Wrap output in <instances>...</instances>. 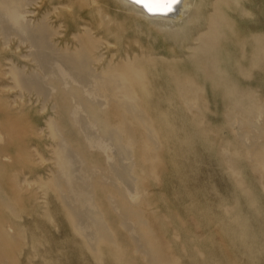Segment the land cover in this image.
I'll return each mask as SVG.
<instances>
[{"label": "rangeland", "instance_id": "obj_1", "mask_svg": "<svg viewBox=\"0 0 264 264\" xmlns=\"http://www.w3.org/2000/svg\"><path fill=\"white\" fill-rule=\"evenodd\" d=\"M206 1L202 0L204 4ZM105 4L100 0H10L9 6L0 0V84L4 85L0 87V116L20 118L22 160L18 178L32 180L12 190L14 175L11 179L0 172L1 197L9 200L5 206L11 209L10 213L4 211L10 223V245L0 264H264V146H259L264 144V0H240L236 6L230 4L227 11L228 32L214 53L217 57L222 56L223 49L236 50L242 44L247 46L246 54L253 52L248 49L258 40V71L245 66L244 59L242 82L230 71L229 77L235 81L225 84L230 94L218 85L224 84L223 79L210 83L209 68L215 55L207 53L206 57L203 50L198 51L207 41L206 27L213 17L208 7L198 5L190 17L186 13L183 27L177 29ZM12 11L18 18L23 15L24 20L21 16L15 21ZM240 56H229V62H240ZM203 57L206 62L201 61ZM112 67L140 71L143 81H149L147 95L142 96L135 84L131 104L107 93L101 95L96 82ZM186 77L198 79L199 85L194 88L183 83ZM174 80L183 81L189 95H178ZM13 95L19 96L16 105L11 102ZM50 125L56 127L55 137ZM151 130L155 137L150 135ZM25 133L31 134L28 137ZM141 137L152 149L153 163L141 162L146 159ZM60 138L64 140L60 142ZM0 143V158L9 156L4 138ZM55 144L63 145L69 155L72 184H67L53 161ZM87 157L90 162L82 160ZM78 183L84 195L91 198L90 206L75 203L79 195L72 186ZM128 192L134 194L132 201ZM2 200L0 204L5 207ZM98 207L100 212L106 210L101 213L104 217ZM101 223L108 231L103 232ZM140 223L152 233L156 255L149 253ZM99 235L106 237L107 245L101 243Z\"/></svg>", "mask_w": 264, "mask_h": 264}, {"label": "bare ground", "instance_id": "obj_2", "mask_svg": "<svg viewBox=\"0 0 264 264\" xmlns=\"http://www.w3.org/2000/svg\"><path fill=\"white\" fill-rule=\"evenodd\" d=\"M4 1V5H9L10 6V0L8 1V0H3ZM95 1H98L99 2V0H95ZM100 1H103L104 3H106V4H112V5H114V6H118L119 8H122L124 11H127V12H130V13H133V14H135L136 16H138V17H140V18H142L143 20H145V21H148V22H159V23H161L163 26H166V27H171V28H177V29H181L182 27H183V18H184V15L187 13V15L190 17L191 16V14H192V11H193V9L194 8H196L198 5L199 6H206V7H208L209 9H210V11L213 13V17H212V19H211V22L209 23V25L206 27V29L208 30L207 31V33H206V35L208 36L207 37V41H205L203 44H202V46H200L199 48H198V51L199 50H203L202 52V55H204V56H208V54L207 53H210V54H214V53H216V50L219 48L218 47V44H220V40H225V38H226V36H227V32H228V22H227V11H229V8H230V4L231 5H238V3H239V1L240 0H207L206 2H205V4H204V2H202V0H177V2L176 3H172L171 4V8L169 9L168 7H167V5H168V3H169V0H152V2L153 3H155L156 5H157V8H156V11L154 12V13H150L149 11H147L141 4H138V3H136V2H134V0H100ZM12 3V2H11ZM195 3H197V5L195 4ZM105 4V5H106ZM3 8V7H2ZM219 9H221V10H219ZM13 10V9H12ZM16 13V12H15ZM15 13L12 11V16L14 17V19H15V21H17L18 22V20L19 19H21V16L23 17V15H21V16H19L20 18H18V14H17V16L15 15ZM202 13V12H201ZM200 13V14H201ZM204 13V12H203ZM20 14V13H19ZM11 15V14H10ZM99 15H100V13H99ZM193 15V14H192ZM186 16V15H185ZM188 17V18H189ZM196 19V18H195ZM23 20H24V17H23ZM139 20V19H138ZM188 20V19H187ZM186 20V21H187ZM12 22H14V21H12ZM21 22V21H20ZM19 22V23H20ZM25 22V21H24ZM22 23V22H21ZM233 23V22H232ZM103 25V24H102ZM104 27L106 26L105 25V23H104V25H103ZM84 27V26H83ZM89 27V26H88ZM87 27V28H88ZM19 28V27H18ZM90 29V28H89ZM233 32H234V30H233ZM50 34H51V32H50ZM118 34V33H117ZM73 35V34H72ZM75 35V34H74ZM84 35V34H83ZM112 35V34H111ZM51 36H53V35H51ZM234 36V35H233ZM84 37V36H83ZM87 37V36H86ZM97 38V37H96ZM2 41V40H1ZM74 41V40H73ZM104 41V40H103ZM255 41H256V45H254V47H251V48H249L248 50H251L252 49V51L253 52H250L249 51V53H247L246 54V51H245V49L247 48V46L246 45H241V47L239 48V49H236V50H229L228 52L227 51H225V49H223L222 50V53H220V54H222V56H220L219 57V55H218V57H217V55H215V56H213L214 58H213V60H212V63H211V65H210V68H209V74H210V76H211V78H210V83H218V82H220L222 79H223V81H224V84H221V83H219L218 85L220 86V87H223L224 86V88L222 89V90H226L227 88H225L226 86H225V84L228 86V84H230V82H232V81H234V79H231L230 77V75H231V73H230V71L231 72H233L234 74H236L237 75V77H238V79L241 81L242 80V78H244V71H243V68H244V64H245V66H249V68L251 69V70H256V71H258V40H256L255 39ZM240 43V42H239ZM241 44V43H240ZM111 45V44H110ZM14 47V46H13ZM69 47V46H68ZM74 48V47H73ZM81 48V47H80ZM20 49V48H19ZM98 50V49H97ZM131 50V49H130ZM17 51V50H16ZM96 52H98V51H96ZM218 52V51H217ZM10 53H11V51H10ZM82 54H83V52H81ZM80 53V54H81ZM233 54H238L239 56H240V59H241V61L240 62H238V61H235V62H229V59H228V57L229 56H232ZM9 55V54H8ZM7 55V56H8ZM11 55H12V53H11ZM20 55V54H19ZM22 55V54H21ZM172 55H174L173 53H172ZM1 56V55H0ZM3 56V55H2ZM2 58H5V57H2ZM212 58V57H211ZM1 59V58H0ZM246 60V62H243L244 64L242 65L241 63H242V61L243 60ZM7 60V59H6ZM82 60V59H81ZM103 60V59H102ZM200 60V59H199ZM8 61H11V59L10 60H8ZM14 61V60H13ZM17 61V60H16ZM201 61H205L206 62V60H205V58L203 57V58H201ZM209 61V60H208ZM207 61V62H208ZM4 62V61H3ZM15 62V61H14ZM71 63V62H70ZM82 63H83V61H82ZM15 64H17V63H15ZM37 64V63H36ZM72 64V63H71ZM106 64V63H105ZM126 64V63H125ZM58 65V64H57ZM70 65V64H69ZM79 65V64H78ZM109 66V65H108ZM112 66V65H111ZM131 65H129V67H130ZM238 66H243V67H238ZM5 67V66H4ZM23 67V66H22ZM92 67H94V66H92ZM7 68V67H6ZM13 68V67H12ZM27 68V67H26ZM77 68H79V67H77ZM89 68V67H88ZM102 68V67H101ZM4 69V68H3ZM8 69V68H7ZM6 69V70H7ZM9 69H11V68H9ZM133 69V67L131 68V69H129V72L125 69V72L122 70V69H118V68H115V67H112L111 69H109V71L108 72H106L105 73V75L103 76V78L97 83L96 82V85L98 84V86H97V88L99 89V91H100V93H101V95H102V93H103V95L104 94H109V95H111V96H114L115 98H117L118 100H120V101H124V102H127V103H129V104H131V103H133L134 102V95H133V89H134V84L135 85H137L138 87H140L141 89V95L142 94H146L147 95V86H149V81L147 82V83H145L144 81H143V79H144V77H142V73L140 72V71H134V69ZM262 69V68H261ZM260 69V70H261ZM25 72V71H24ZM252 72V71H251ZM3 73V72H2ZM22 73H23V71H22ZM6 74H10L11 75V73H8V72H6ZM82 74V73H81ZM96 74H98L97 72H96ZM102 75V74H101ZM252 75V74H251ZM250 75V76H251ZM19 75H17V77H18ZM230 76V77H229ZM246 76V75H245ZM249 76V77H250ZM248 77V76H247ZM248 77V79H251V78H249ZM47 78V77H46ZM49 79V78H48ZM91 79V78H90ZM256 79V78H255ZM19 81H20V79H18ZM253 80V79H252ZM2 81V80H1ZM0 81V82H1ZM12 81H14V80H12ZM88 81H90L89 79H88ZM130 81H132V82H130ZM174 81H176L175 82V84L178 86V95H179V93H181V94H183V95H189V92H190V89H184L183 88V86H182V82L183 81H178V80H174ZM239 81V82H240ZM247 81V80H246ZM9 82V81H8ZM197 82H199V80L198 79H191L190 77H186L185 78V80H184V82L183 83H185V84H187V85H190V86H192V87H194V88H196V86L197 85H199ZM235 82V81H234ZM242 82V81H241ZM252 82V81H251ZM261 82V81H260ZM17 83H18V81H17ZM209 83V82H208ZM250 83V82H249ZM254 83V82H253ZM23 84V83H22ZM21 84V85H22ZM237 84V83H236ZM242 84V83H241ZM0 85H2V84H0ZM76 85H78V84H76ZM215 85H217V84H215ZM6 86V85H5ZM16 86V85H15ZM66 86V85H65ZM151 86V85H150ZM241 86V85H240ZM0 87H4V85H2V86H0ZM7 87V86H6ZM9 87V86H8ZM87 87V86H86ZM92 87V86H91ZM95 87V86H94ZM216 87V86H215ZM147 88V89H146ZM150 88V87H149ZM237 88H238V86H237ZM250 88V87H249ZM5 89V88H4ZM14 89V88H13ZM74 89V88H73ZM95 89V88H94ZM7 90H8V88H7ZM10 90H11V88H10ZM86 90V89H85ZM85 90H84V92H85ZM93 90V89H92ZM241 90V89H240ZM6 91V90H5ZM52 91H53V89H52ZM58 91V90H57ZM56 91V92H57ZM59 91H61V90H59ZM58 91V92H59ZM87 91V90H86ZM150 93H151V88H150ZM148 91V92H149ZM185 91V92H184ZM220 91V90H219ZM239 91V90H238ZM237 91V92H238ZM62 92L63 91H61V94H62ZM222 92V91H221ZM240 92V91H239ZM99 93V92H98ZM226 93L227 94H230V91H229V89L228 90H226ZM60 94V95H61ZM72 94V93H71ZM89 94H91V92L89 93ZM215 94V93H214ZM85 95H88V92H87V94L85 93ZM93 95V94H92ZM91 95V96H92ZM164 95V94H163ZM259 95V94H258ZM106 96V95H105ZM143 96V95H142ZM224 96V95H223ZM17 97H19L18 95H13V98H11V102H12V104H17L16 103V101H17ZM22 97V96H21ZM60 97V96H59ZM59 97H58V99H59ZM83 97V96H82ZM163 97H165V96H163ZM183 97V96H182ZM234 97V96H233ZM254 97V96H253ZM75 98V97H74ZM224 98V97H223ZM223 98H222V100H223ZM227 98V97H226ZM255 98V97H254ZM73 99V98H72ZM101 99H103V98H101ZM113 99V98H112ZM111 99V100H112ZM227 99H229V98H227ZM51 100V99H50ZM53 100V99H52ZM94 100V99H93ZM98 100V99H97ZM96 100V101H97ZM104 100V99H103ZM49 101V100H48ZM224 101V100H223ZM226 101V100H225ZM232 101V100H231ZM235 101V100H234ZM54 103V101H51V104H53ZM59 102V101H58ZM98 102V101H97ZM253 102V101H252ZM258 102V101H257ZM260 102V101H259ZM49 103V102H48ZM56 103V102H55ZM94 103V102H93ZM103 103V102H102ZM107 103V102H106ZM118 103V102H117ZM230 103V102H229ZM232 103V102H231ZM238 103H239V101H238ZM249 103V102H248ZM254 103V102H253ZM100 104H101V102H100ZM99 104V105H100ZM113 104V103H112ZM154 104V103H153ZM258 104V103H257ZM98 105V106H99ZM107 105V104H106ZM121 105V104H120ZM122 105H123V103H122ZM124 105H125V103H124ZM135 105V104H134ZM238 105V104H237ZM35 106V105H34ZM37 106V105H36ZM50 106V105H49ZM52 106V105H51ZM117 106V105H116ZM137 106V105H136ZM156 106V105H155ZM240 106V105H239ZM251 106V105H250ZM249 106V107H250ZM253 106V105H252ZM8 107V106H7ZM54 107V106H53ZM77 107V106H76ZM101 107V106H100ZM102 107H103V105H102ZM123 107V106H122ZM130 107H133V106H130ZM148 107V106H147ZM188 107V106H187ZM214 107V106H213ZM242 107V106H241ZM247 107V106H246ZM45 108V107H44ZM51 108V107H50ZM78 108H80V107H78ZM117 108V107H116ZM136 108V107H135ZM36 109V108H35ZM97 109H98V107H97ZM101 109V108H100ZM141 109V108H140ZM237 109V108H236ZM247 109V108H246ZM55 110H58V109H55ZM75 110V109H74ZM94 110V109H93ZM99 110V109H98ZM107 110H110V109H107ZM136 110V109H135ZM231 110V109H230ZM238 110H240V108H238ZM60 111H63V110H60ZM126 111V110H125ZM130 111V110H129ZM132 111V110H131ZM246 111H248V109L246 110ZM58 112V111H57ZM105 112V111H104ZM245 112V111H244ZM106 113V112H105ZM128 113V112H127ZM140 113V112H139ZM240 113H242V112H240ZM6 114H8V113H6ZM6 114H4V115H6ZM101 114V113H100ZM104 114V113H103ZM130 114H132V113H130ZM137 114V113H136ZM136 114H134L135 116H136ZM57 115H60V114H57ZM56 115V116H57ZM91 115V114H90ZM89 115V116H90ZM95 115V114H94ZM93 115V116H94ZM105 115H107V114H105ZM132 116V117H135V116ZM137 115H139V114H137ZM144 115V114H143ZM226 115V114H225ZM229 115H231V114H229ZM92 117V116H91ZM119 117V116H118ZM121 117V116H120ZM140 117V116H139ZM225 117V116H224ZM259 117H260V115H259ZM12 118V119H11ZM73 118V117H72ZM75 118V117H74ZM95 118H96V116H95ZM100 118V117H99ZM114 118V117H113ZM113 118H111V120L113 119ZM227 118H228V116H227ZM231 118V117H230ZM236 118V117H235ZM54 119V118H53ZM110 119V118H109ZM116 119V118H115ZM129 119H131V118H129ZM141 119H143L142 118V116H141ZM159 119V118H158ZM165 119V118H164ZM86 120H87V118H86ZM100 120V119H99ZM102 120H104V118H102ZM101 120V121H102ZM133 120V119H132ZM135 120H137L138 121V117H137V119H135ZM200 120V119H199ZM236 120V119H235ZM257 120V119H256ZM74 121V120H73ZM77 121V120H76ZM141 121V120H140ZM140 121H138V123L139 124H141V122ZM133 122V121H132ZM143 122V121H142ZM149 122V121H148ZM93 123H94V121H93ZM92 123V124H93ZM150 123V122H149ZM231 123V122H230ZM89 124H91V123H89ZM136 124V123H135ZM147 124V123H146ZM202 124V123H201ZM56 125V124H55ZM95 125H98V124H95ZM132 125V124H131ZM133 125H134V123H133ZM79 126V125H78ZM93 126H94V124H93ZM107 126V125H106ZM111 126V125H110ZM125 126V125H124ZM152 126V125H151ZM252 126V125H251ZM58 127H59V124H58ZM95 127V126H94ZM97 127V126H96ZM103 127H105V126H103ZM112 127V126H111ZM145 128H147V130H148V128L149 127H146V126H144ZM256 127V126H255ZM56 128V127H55ZM54 128V126L53 125H50V130L52 131V133L54 134V136L53 137H55V135H57V130ZM62 129V127H59V129ZM98 128V127H97ZM122 128H124V127H122ZM126 128V127H125ZM129 128V127H128ZM133 128V127H132ZM140 128V127H139ZM257 128V127H256ZM60 129V130H61ZM71 129H72V127H71ZM99 129V128H98ZM130 129V128H129ZM144 129V128H143ZM211 129V128H210ZM31 130V129H30ZM102 131H104L103 130V128L101 129ZM100 130V131H101ZM134 130H136V128L134 129ZM146 129H144V131H145ZM152 130H153V128H152ZM149 131L151 134L150 135H152L153 137H155L156 136V134H155V132L154 131ZM255 130V129H254ZM61 131H63V130H61ZM101 131V132H102ZM111 131V130H110ZM113 131H114V128H113ZM129 131V130H128ZM127 131V132H128ZM235 131V130H234ZM234 131H233V133H234ZM256 131V130H255ZM264 131V130H263ZM123 132V131H122ZM125 132V131H124ZM123 132V133H124ZM127 132H126V135H127ZM137 132V131H136ZM146 132H148V131H146ZM19 133H20V118H18V116L17 115H15L14 117H10V118H7L6 116L4 117V118H2L1 116H0V139L2 138H4V140H5V142H6V148H5V150H6V153L7 154H9V156H7V155H1L3 158H0V172H4L6 175H9L10 176V178L12 179V177H11V174H13L14 175V179H12L11 180V189L13 190V189H16V187H18V186H21L22 185V183H26V184H28V183H31L32 182V180H28V179H26L25 177H23L22 175H21V177H23L22 179H20L19 180V178H18V171H19V164L21 163V160L22 159H20V154H19ZM112 133V132H111ZM118 133V132H117ZM235 133H236V131H235ZM245 133V132H244ZM254 133V132H253ZM262 133V132H261ZM31 134V133H30ZM30 134H26L25 133V135H30ZM62 134V133H61ZM65 134V133H64ZM100 134V133H99ZM121 134V133H120ZM125 134V133H124ZM132 134H133V132H132ZM33 135V134H32ZM35 135V134H34ZM74 135H76V134H74ZM107 135V134H106ZM122 135V134H121ZM239 135H241V134H239ZM250 135V134H249ZM23 136V135H22ZM59 136V135H58ZM64 136V135H63ZM99 136H101V135H99ZM133 136V135H132ZM252 136H254V135H252ZM29 137V136H28ZM103 137H104V135H103ZM107 137H108V135H107ZM110 137V136H109ZM112 137V136H111ZM236 137V136H235ZM243 137H244V135H243ZM258 137V136H257ZM257 137H256V140H258L257 139ZM260 137V136H259ZM263 137V136H262ZM63 138V137H62ZM62 138H60V142H61V139ZM83 138H85V137H83ZM127 137H125L124 139H126ZM133 138V137H132ZM131 138V139H132ZM150 138V137H149ZM26 139V138H25ZM68 139V138H67ZM104 139V138H103ZM131 139H130V141H131ZM22 140V139H21ZM64 139H62V141H63ZM66 140V139H65ZM84 140V139H83ZM129 139H127V141H128ZM255 140V141H256ZM263 140V139H262ZM69 140H67V142H68ZM75 141V140H74ZM73 141V142H74ZM110 141V140H109ZM127 141H126V145H127ZM261 141V140H260ZM76 142V141H75ZM152 142H154V141H152ZM248 142V141H247ZM251 142V141H250ZM63 143H65V142H63ZM69 143V142H68ZM83 143V142H82ZM89 143H91V141L89 142ZM244 143V142H243ZM249 143V142H248ZM1 144V143H0ZM72 144V143H71ZM81 144V143H80ZM113 144V143H112ZM70 145V144H69ZM73 145H74V143H73ZM72 145V146H73ZM77 145H79V144H77ZM83 145V144H82ZM81 145V146H82ZM85 145V144H84ZM111 145V144H110ZM117 145V144H116ZM140 145H141V148H143L142 149V151H143V154L146 156V159H144V161H141L142 163H146V162H150V163H153V161H154V159H153V156H152V154H150V151L152 150V149H150V147L148 146V144H147V142H146V139L144 138V137H141L140 138ZM5 146V145H4ZM36 146V145H35ZM71 146V145H70ZM71 146V147H72ZM80 146V147H81ZM94 146H96V145H94ZM112 146H114V145H112ZM118 146V145H117ZM135 146V145H134ZM157 146V145H156ZM246 146V145H245ZM256 146V145H255ZM259 146H264V144L263 143H261V145H259ZM9 147H11L10 149H8ZM70 147V148H71ZM78 147V146H77ZM93 147V146H92ZM125 147H127V146H125ZM160 147H161V145H160ZM248 147V146H247ZM35 148V147H34ZM33 148V149H34ZM54 150H53V153H54V155H55V158L53 159V161H54V163L57 165V167H58V169H59V171H60V173H61V175L65 178V181L67 182V184H72L73 183V181L71 180V178H70V173H68V169H69V167H71V165H70V161H69V158H68V156H67V153H66V148L63 146V145H56L55 144V146H54ZM69 148V147H68ZM98 148V147H97ZM109 148V147H108ZM110 148H111V146H110ZM112 148H115V147H112ZM119 148V147H118ZM121 149L122 148H124L123 146L122 147H120ZM130 148V147H129ZM128 147H127V150L129 149ZM136 148H137V146H136ZM139 148V147H138ZM137 148V149H138ZM263 148V147H262ZM72 149V148H71ZM77 149V148H76ZM75 149V150H76ZM83 149V148H82ZM90 149H91V147H90ZM116 149V148H115ZM69 150V149H68ZM78 150H79V148H78ZM81 150V149H80ZM84 150V149H83ZM130 150V149H129ZM139 150V149H138ZM137 150V151H138ZM157 150V149H156ZM258 150H260V149H258ZM262 150H264V149H262ZM8 151H10L11 152V154L10 153H8ZM105 151H107V149L105 150ZM109 151V150H108ZM111 151V150H110ZM113 151V150H112ZM119 151V150H118ZM118 151H117V153H118ZM123 151H124V149H123ZM154 151V150H153ZM246 151H247V149H246ZM254 151V150H253ZM257 151V150H256ZM68 152V151H67ZM83 152V156H84V151H82ZM250 152V151H249ZM259 152V151H258ZM257 152V153H258ZM264 152V151H263ZM37 153V152H36ZM35 153V154H36ZM70 153H71V150H70ZM69 153V154H70ZM78 153V152H77ZM91 153V152H90ZM124 153H125V151H124ZM128 153V152H127ZM138 153H140L139 151H138ZM137 153V154H138ZM259 153H261V152H259ZM39 154V153H38ZM87 154H88V152H87ZM98 154V153H97ZM104 154H106V153H104ZM114 154H115V152H114ZM134 154V153H133ZM132 154V155H133ZM37 155V154H36ZM111 155H112V153H111ZM110 155V156H111ZM118 155V154H117ZM121 155V154H120ZM77 156V155H76ZM82 156V157H83ZM97 156V155H96ZM106 156V155H105ZM108 156V155H107ZM112 156H114V155H112ZM136 156V155H135ZM138 156V155H137ZM28 157H30V156H28ZM39 157H40V155H39ZM119 157V156H118ZM139 157H140V154H139ZM27 157H25L24 159H26ZM78 158H80V157H78ZM91 158V157H90ZM107 158H109V157H107ZM123 157H121V159H122ZM136 158H138V157H136ZM249 158H251V157H249ZM84 159H88V161L87 162H90L89 160V158L87 157V158H82V160H84ZM103 159V158H102ZM119 159V158H118ZM140 159V158H139ZM40 160H41V158H40ZM81 160V159H80ZM101 160V159H100ZM103 160H105V159H103ZM110 160V159H109ZM123 160V159H122ZM121 160V161H122ZM126 160H128V159H126ZM249 160V159H248ZM263 160V159H262ZM25 161V160H24ZM42 161V160H41ZM46 161V160H45ZM135 162L136 161H138V159L137 160H134ZM27 162H29V161H27ZM81 162H83V161H81ZM125 162V161H124ZM134 162V163H135ZM92 163H93V161H92ZM94 163H96V162H94ZM93 163V165L94 166H96V164H94ZM97 163H99V162H97ZM107 163V162H106ZM128 163H130V165H131V162H128ZM244 163V162H243ZM103 164H105V162L103 163ZM29 165H30V163H29ZM89 165V164H88ZM91 166H93L92 164H90ZM98 165V164H97ZM108 165V164H107ZM123 165V164H122ZM133 165V164H132ZM240 165V164H239ZM93 166V167H94ZM124 166H125V163H124ZM123 166V167H124ZM129 166V165H128ZM241 166V165H240ZM85 167L87 168L88 166H87V164L85 165ZM97 168H98V166H96ZM104 167V166H103ZM119 167V166H118ZM237 167V166H236ZM84 168V167H83ZM95 168V167H94ZM234 168H235V166H234ZM90 169V168H89ZM72 170V169H71ZM92 170V169H91ZM100 170V169H99ZM138 170H139V168H138ZM23 171V170H22ZM27 171V170H26ZM25 171V172H26ZM32 170H30V172H31ZM75 171H77L76 169H75ZM96 171H98V170H96ZM108 171V170H107ZM110 171V170H109ZM140 171V170H139ZM24 172V171H23ZM34 172V171H33ZM70 172V171H69ZM123 172V171H122ZM154 172V171H153ZM152 172V173H153ZM74 173V172H73ZM91 173H93V172H91ZM90 173V174H91ZM111 173H113V172H111ZM117 173V172H116ZM119 171H118V175H119ZM80 174V173H79ZM98 174V173H97ZM109 174V173H108ZM107 174V175H108ZM24 175V174H23ZM83 175H85V174H83ZM106 175V174H105ZM111 175V174H110ZM110 175H108V176H110ZM124 175V174H123ZM128 175H129V173H128ZM139 175V174H138ZM32 176V175H31ZM40 176V175H39ZM54 176H56V175H54ZM92 176V175H91ZM104 176V175H103ZM156 176V175H155ZM42 177V176H41ZM74 177H75V175H74ZM81 177V176H80ZM87 178H88V175L86 176ZM90 177V176H89ZM102 177V176H101ZM118 177V176H117ZM38 178H40V177H38ZM92 178V177H91ZM115 178V181H116V177H114ZM4 179V178H3ZM55 179V178H54ZM77 179H79V177H77ZM89 179V178H88ZM88 179H86V180H88ZM100 179V178H99ZM119 179H121L120 177H119ZM137 179V178H136ZM2 180V179H1ZM7 178H6V181H5V179H4V181L5 182H7ZM96 180V179H95ZM105 180V179H104ZM113 180V179H112ZM130 180V179H129ZM143 180V179H142ZM103 181V180H102ZM101 181V182H102ZM109 181V180H108ZM121 181H123V180H121ZM132 181V180H131ZM135 181V180H134ZM133 181V182H134ZM48 182V181H47ZM59 182L60 181H58V184H59ZM79 182H80V179H79ZM91 182V181H90ZM106 182V181H105ZM114 182V181H113ZM118 182V181H117ZM14 183V184H13ZM93 183V182H92ZM107 183V182H106ZM119 183V182H118ZM120 183H122V182H120ZM50 184V183H49ZM56 184H57V182H56ZM57 184V185H58ZM107 184H109V182L107 183ZM117 184V183H116ZM30 185V184H29ZM66 185V184H65ZM69 186V185H68ZM92 186V185H91ZM116 186V185H115ZM114 186V187H115ZM122 186H125V185H122ZM134 186V185H133ZM84 187V186H83ZM119 187H121V186H119ZM137 187V186H136ZM53 188V187H52ZM60 188H62V187H60ZM72 188L73 189H75V190H77V193H78V195L79 196H77V198H76V202L75 203H77V204H80V205H87V206H90L91 205V198H89V197H86L85 195H84V192H83V188H82V184H74L73 186H72ZM66 189V188H65ZM71 189V188H70ZM134 189V188H133ZM37 190V189H36ZM85 190H86V188H85ZM1 191V190H0ZM21 191V190H20ZM20 191H18L19 193H20V197H21V192ZM30 191V190H29ZM28 191V192H29ZM64 192L66 191V190H63ZM68 191V190H67ZM66 191V192H67ZM99 191H100V189H99ZM124 191V190H123ZM138 191H139V189H138ZM23 192V191H22ZM26 192H27V190H26ZM31 192V191H30ZM75 192V191H74ZM94 192V191H93ZM106 192V191H105ZM142 192V191H141ZM24 193H25V191H24ZM87 193V192H86ZM90 193V192H89ZM107 193H109V192H107ZM106 193V194H107ZM122 193V192H121ZM133 193V192H132ZM134 193H135V191H134ZM23 194V193H22ZM27 194V193H26ZM65 194V193H64ZM95 196H96V193L94 192L93 193ZM105 194V195H106ZM128 194H130L129 192H128ZM4 196V194H3V192H2V194L0 193V197L1 196ZM25 195V194H24ZM35 195H36V193H35ZM91 195V194H90ZM117 195V194H116ZM141 195V194H140ZM19 196V195H18ZM63 197H64V195H62ZM94 196V197H95ZM129 196V195H128ZM134 196V194L131 196V194H130V200H131V197H133ZM16 197V196H15ZM20 197H18V199H20ZM27 197V196H26ZM137 197H139L138 199H140V197L141 196H137ZM136 197V195H135V198H137ZM2 198L3 197H1L0 199L2 200ZM4 198H6V197H4ZM8 198V197H7ZM6 198V199H7ZM25 198V197H24ZM72 198V197H71ZM97 198V197H96ZM22 199V198H21ZM99 200H100V198H98ZM133 199V202H134V198H132ZM144 199V198H143ZM5 200V199H4ZM4 200H2L3 202H4V206H5V204H7V203H5V202H9V200L7 199L6 201H4ZM29 200H30V198H29ZM33 200V199H32ZM72 200H73V198H72ZM95 201H97L96 199H94ZM111 200V199H110ZM20 201H22V200H19V202ZM24 201H25V199H24ZM44 201V200H43ZM93 201V200H92ZM94 201V202H95ZM132 201V200H131ZM137 201V200H136ZM145 201V200H144ZM112 202H114L113 200H112ZM17 203V202H16ZM95 203H97V202H95ZM100 203H102L101 202V200H100ZM115 203V202H114ZM113 203V204H114ZM8 204H10V203H8ZM11 204H14V203H11ZM20 204V203H19ZM24 204V203H23ZM65 205H67V204H65ZM8 206V205H7ZM7 206H5V207H3V205H1L0 204V260L2 259V257L3 256H5V254H6V251H7V248H8V246L10 245V241H9V239H8V235H7V228L9 227V222H8V219L4 216V211L6 210H8V212L10 213V207H9V209L8 208H6ZM14 206H15V204H14ZM13 206V207H14ZM20 207H21V204L19 205ZM114 206H116V205H114ZM14 208H16V207H14ZM77 208H79V207H77ZM91 207H89V209H90ZM24 209V208H23ZM84 209V208H83ZM109 209H111V208H108V210ZM128 209H130V208H128ZM28 210V209H27ZM93 210V209H92ZM98 210H99V207H98ZM101 210V209H100ZM100 210H99V212H100ZM51 211H53V210H51ZM119 211V210H118ZM132 211V210H131ZM55 212V211H54ZM83 212H85V211H83ZM98 212V213H99ZM106 212V210L105 211H103V212H100V215H101V213L103 214V213H105ZM134 212V211H133ZM92 213V212H91ZM95 213H97V212H95ZM120 213V212H119ZM135 213V212H134ZM138 213V212H137ZM13 213H11V215H12ZM113 213H111V215H112ZM33 215L35 216V211H34V213H33ZM37 215H38V213H37ZM41 215V214H40ZM84 215H85V213H84ZM91 214L90 213H88V216H90ZM96 215V214H95ZM138 215V214H137ZM202 215H203V213H202ZM45 216V215H44ZM43 216V217H44ZM77 216V215H76ZM81 216V215H80ZM101 216H103V215H101ZM13 218H14V216H12ZM19 217V216H18ZM38 217V219H39V216H37ZM46 217V216H45ZM93 217V216H92ZM104 217V216H103ZM116 217V216H115ZM204 217V216H203ZM25 218H26V216H25ZM28 218V217H27ZM40 218H41V216H40ZM47 218V217H46ZM81 218V217H80ZM17 219H19V218H17ZM42 219V218H41ZM48 220H49V217L47 218ZM99 219H101V218H99ZM107 219H108V217H107ZM127 219V218H126ZM22 220V218H20V221ZM97 220V219H96ZM124 220V219H123ZM129 220V219H128ZM100 221V220H99ZM102 222V221H101ZM110 222H112L111 221V219H110ZM78 223V222H77ZM104 223V222H103ZM129 223V222H128ZM134 223V222H133ZM238 223H239V221H238ZM102 224V223H101ZM111 224V223H110ZM115 224H117V223H115ZM125 224V223H124ZM16 225V224H15ZM14 225V226H15ZM87 225V224H86ZM105 225V224H104ZM99 226V225H98ZM111 226H113V225H111ZM130 226H131V222H130ZM18 227V226H17ZM100 227V226H99ZM102 227L104 228V230H103V232H106V231H108L107 230V228H105V226H103V224H102ZM125 227V226H124ZM22 228H24V227H22ZM95 228V227H94ZM109 228V227H108ZM123 228V227H122ZM131 228V227H130ZM129 228V229H130ZM19 229V228H18ZM17 229V230H18ZM20 229H21V227H20ZM25 229V228H24ZM93 229V228H92ZM101 229V228H100ZM128 229V228H127ZM11 230V229H10ZM22 230V229H21ZM27 230V229H26ZM96 230V229H95ZM94 230V231H95ZM112 230H114V229H112ZM12 231V230H11ZM10 231V232H11ZM19 232H20V230H18ZM39 231V230H38ZM81 231V230H80ZM90 231V230H89ZM139 231H140V233H141V235H142V237H143V239L145 240V242H146V245H147V248L149 247L150 248V250H149V253H151L152 255H156L155 253H156V250L152 247V243L153 242H156V241H154L153 240V237H152V233L150 232V230H149V228H147L146 226H145V223H140V225H139ZM22 232V231H21ZM20 232V233H21ZM25 232V231H24ZM28 232V231H27ZM26 232V233H27ZM37 232V231H36ZM103 232H101V233H103ZM112 232V231H111ZM110 232V233H111ZM133 232V231H132ZM19 233V234H20ZM82 233V232H81ZM80 233V234H81ZM89 233V232H88ZM99 233H100V231H99ZM109 233V232H108ZM113 233V232H112ZM135 233V232H134ZM104 234V233H103ZM130 234V233H129ZM238 234H240V233H238ZM21 235H22V238L24 237L23 235H24V233L22 234L21 233ZM42 235V234H41ZM89 235V234H88ZM98 235V234H97ZM102 235V234H101ZM101 235H99L100 237H101ZM108 235V234H107ZM135 235V234H134ZM39 236V235H38ZM112 236V235H111ZM198 236V235H197ZM258 236H259V234H258ZM103 237V236H102ZM100 238V241H101V243H106L107 241L105 240V236L103 237V238ZM109 237V236H108ZM133 237V236H132ZM138 237V236H137ZM200 237V236H199ZM21 238V239H22ZM88 238H89V236H88ZM178 238V237H177ZM258 238V237H257ZM23 239H25V238H23ZM22 239V240H23ZM28 239V238H27ZM41 239V238H40ZM97 239V238H96ZM131 239V238H130ZM155 239V238H154ZM32 240V239H31ZM91 240V239H90ZM118 240V239H117ZM99 241V240H98ZM119 241V240H118ZM118 241H116L117 243H118ZM21 242H23V241H21ZM109 242V241H108ZM159 241H157V243H158ZM25 243V242H24ZM23 243V244H24ZM90 243V242H89ZM116 243V244H117ZM140 243V242H139ZM99 244V243H98ZM98 244L96 243L95 245H97V247H98ZM109 244H110V242H109ZM135 244H136V242H135ZM145 244V243H144ZM167 244H168V242H167ZM170 244V243H169ZM33 245V244H32ZM71 245V244H70ZM106 245H107V243H106ZM112 245V247H113V245H114V242H113V244H111ZM110 245V246H111ZM118 245H119V243H118ZM138 245V244H137ZM140 245V244H139ZM155 245H158V244H155ZM63 246V245H62ZM104 246V245H103ZM103 246H101V247H103ZM169 246V245H168ZM105 247V246H104ZM117 247V246H116ZM124 247V246H123ZM142 247V246H141ZM155 247V246H154ZM167 247V246H166ZM63 248V247H62ZM113 248H115V247H113ZM118 248H120V247H118ZM148 248V249H149ZM157 248V247H156ZM171 248V247H170ZM23 249V248H22ZM102 249V248H101ZM111 249V248H110ZM139 249V248H138ZM137 249V250H138ZM145 249V248H144ZM147 249V250H148ZM162 249V248H161ZM182 249V248H181ZM23 250H25V249H23ZM96 250H97V248H96ZM11 251H12V249H11ZM113 251V250H112ZM159 251V250H158ZM165 251V250H164ZM173 251V250H172ZM261 251V250H260ZM23 252V251H22ZM88 252V251H87ZM98 252V251H97ZM96 252V253H97ZM160 252V251H159ZM92 253H94V252H92ZM112 253H115V252H112ZM120 253V252H119ZM141 253V252H140ZM145 253V252H144ZM147 253V252H146ZM165 253V252H164ZM261 253V252H260ZM95 254V253H94ZM121 254H122V252H121ZM168 254V253H167ZM171 254V253H170ZM10 255V254H9ZM22 255V254H21ZM36 255V254H35ZM113 255V254H112ZM116 254H114L113 256H115ZM163 255H165V254H163ZM163 255H162V257H163ZM20 256V255H19ZM31 256V255H30ZM38 256V255H37ZM130 256V255H129ZM138 256V255H137ZM145 256V255H144ZM165 256H168V255H165ZM7 258H8V256H6ZM39 258H40V256H38ZM43 256H41V258H42ZM97 257V256H96ZM116 257H118V256H116ZM146 257H147V255H146ZM149 257V256H148ZM151 257H154V256H151ZM161 257V258H162ZM16 258H19L18 256L16 257ZM121 258V257H120ZM159 258V257H158ZM145 259V258H144ZM156 259V258H155ZM167 259V258H166ZM175 259V258H174ZM174 259H172V260H174ZM177 259V258H176ZM26 260V259H25ZM35 260V259H34ZM46 260H48V259H46ZM140 260V259H139ZM159 260V259H158ZM162 260V259H161ZM170 260V259H169ZM27 261H29L28 260V258H27ZM123 261V260H122ZM163 261H164V259H163ZM142 262V261H141ZM140 262V263H141ZM157 262H159V261H157ZM151 263V262H150ZM154 263H156V262H154ZM161 263H162V261H161ZM105 264V263H104ZM151 264H153V263H151ZM157 264V263H156ZM163 264V263H162Z\"/></svg>", "mask_w": 264, "mask_h": 264}, {"label": "snow or ice", "instance_id": "obj_3", "mask_svg": "<svg viewBox=\"0 0 264 264\" xmlns=\"http://www.w3.org/2000/svg\"><path fill=\"white\" fill-rule=\"evenodd\" d=\"M134 2L141 4L147 11L154 13L156 11L157 5L152 2V0H134ZM177 0H169L167 7L170 9L172 3H176Z\"/></svg>", "mask_w": 264, "mask_h": 264}]
</instances>
